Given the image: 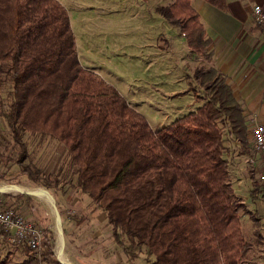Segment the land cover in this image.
I'll list each match as a JSON object with an SVG mask.
<instances>
[{"label": "trees", "instance_id": "trees-1", "mask_svg": "<svg viewBox=\"0 0 264 264\" xmlns=\"http://www.w3.org/2000/svg\"><path fill=\"white\" fill-rule=\"evenodd\" d=\"M208 1L226 7V0ZM156 10L192 50L211 56V39L191 0H170ZM194 79L203 88L195 96L202 104L155 129L112 82L81 63L60 0H0V96L6 104L0 114L18 152L0 161L31 171L37 185L71 188L90 216L79 225L106 213L102 228H111L130 263L243 264L250 248L227 144L249 146L244 107L216 68L198 69ZM32 138L57 141L65 150L55 174L27 163ZM0 243L12 247L0 254V264H39L29 246L4 236ZM55 247L56 233L47 228L44 263L67 264ZM21 248L27 257L14 262Z\"/></svg>", "mask_w": 264, "mask_h": 264}, {"label": "rangeland", "instance_id": "rangeland-1", "mask_svg": "<svg viewBox=\"0 0 264 264\" xmlns=\"http://www.w3.org/2000/svg\"><path fill=\"white\" fill-rule=\"evenodd\" d=\"M60 1L70 15L81 63L87 68L98 70L97 73L110 80L128 102L146 116L152 127L158 129L182 116V113L197 108L192 103L182 110L183 107L179 105L186 98L182 96L183 91H190L193 98L203 95V88L194 77L198 69L211 66L207 67V55L194 50V55L190 53L186 37L178 34L181 30L156 10L158 4L170 0ZM174 28L179 31H174ZM173 88L178 89L175 95L170 94ZM176 96L181 97L176 99ZM2 97L0 113L6 108ZM227 145L231 149L227 154L231 177L241 205L239 212L243 216V230L250 248L243 264H264V190L258 177L264 169V161L254 148L250 133L248 147L234 142H228ZM61 148L57 141L47 139L40 143L39 138H32L30 150L33 155L27 163L55 174L65 151ZM17 154L12 137L7 132L6 121L0 114V158H16ZM23 170L17 163L9 166L5 161H0V184L48 189L33 182L31 171L29 174L24 172L29 170ZM48 190L53 195V202L60 205L66 257L63 259L59 255L61 259L73 264H143L139 260L136 263L128 262L122 249L114 243L111 228H102L105 223L100 225V235L94 237L97 226L89 221L84 220L82 226L77 227L80 219L90 216L84 201L76 202L73 208L69 202L74 195L71 188L66 191L57 188ZM21 193L10 190L9 194L12 195L6 196L7 206L20 211L44 230L52 228L55 231V253L58 258L61 232L53 202L47 196L32 195L28 199ZM67 215H71V218ZM257 226L261 237L255 231ZM71 229L73 232L70 234ZM66 242H69L73 255L68 252ZM11 249L0 243V254L5 255ZM12 255L13 261L19 262L27 257V251L21 248Z\"/></svg>", "mask_w": 264, "mask_h": 264}, {"label": "crops", "instance_id": "crops-1", "mask_svg": "<svg viewBox=\"0 0 264 264\" xmlns=\"http://www.w3.org/2000/svg\"><path fill=\"white\" fill-rule=\"evenodd\" d=\"M191 4L198 12L207 36L211 39V56L207 58V67H214L225 75L235 96L244 107L245 117L257 113L264 121V30L257 25L252 12L255 4L264 8V0H226L225 8L208 0H191ZM173 30L179 31L175 28ZM178 34L185 38L181 31ZM188 48L194 55L192 49L189 46ZM177 90L171 89L170 94L175 95ZM182 96L186 97L179 105L183 107L182 110L192 103L195 107L201 105L202 101L193 98V94L187 89L183 91ZM185 114L187 113H182ZM69 202L74 208L80 200L78 196L73 195ZM67 217L70 219L71 215ZM106 217V213L98 214L97 220L94 221L97 229L93 232V237L100 235V225L106 221ZM81 226L82 224L77 225L78 228ZM72 232L73 229L69 230L70 234ZM70 249L68 244L67 250L73 255Z\"/></svg>", "mask_w": 264, "mask_h": 264}, {"label": "built area", "instance_id": "built-area-1", "mask_svg": "<svg viewBox=\"0 0 264 264\" xmlns=\"http://www.w3.org/2000/svg\"><path fill=\"white\" fill-rule=\"evenodd\" d=\"M254 19L264 30V8L260 4L252 7ZM248 129L254 148L264 161V121L257 113L246 117ZM264 190V169L258 175ZM9 191L0 190V236L5 237L14 245L25 244L29 246L39 264L43 261V239L45 230L35 222L27 219L20 211L6 206V194Z\"/></svg>", "mask_w": 264, "mask_h": 264}, {"label": "water", "instance_id": "water-1", "mask_svg": "<svg viewBox=\"0 0 264 264\" xmlns=\"http://www.w3.org/2000/svg\"><path fill=\"white\" fill-rule=\"evenodd\" d=\"M20 184H0V190L1 191H10V190H17L18 192H23V193H27L29 195H33V196H41V197H44V196H47L49 195L50 197H53L51 191H49L48 189H44V188H34V189H30V188H23V189H17L15 188L16 186H19ZM53 207H54V212L56 214V218H57V221H58V225H59V229H60V232H61V237H62V240H63V247H61V250H65V239H64V236H63V229H62V216H61V213H60V210L56 204V202L54 201L53 202ZM60 252V251H59ZM58 254V259L63 262V263H67V264H73L72 262L70 261H64L63 259L60 258L59 256V253Z\"/></svg>", "mask_w": 264, "mask_h": 264}, {"label": "bare ground", "instance_id": "bare-ground-1", "mask_svg": "<svg viewBox=\"0 0 264 264\" xmlns=\"http://www.w3.org/2000/svg\"><path fill=\"white\" fill-rule=\"evenodd\" d=\"M15 188H17V189H19V188H20V189H23L22 186H16ZM47 197H48V199H49L50 201L53 202L52 197H50L49 195H47ZM60 241H61V244H63L62 237L60 238ZM61 244L59 243V246H60V247H62ZM59 255L61 256V258L66 259V257H65V253L63 252V250H60ZM65 261H66V260H65Z\"/></svg>", "mask_w": 264, "mask_h": 264}]
</instances>
